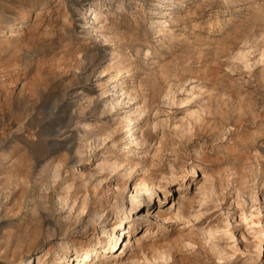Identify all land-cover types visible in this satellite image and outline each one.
I'll return each mask as SVG.
<instances>
[{
	"label": "rangeland",
	"instance_id": "obj_1",
	"mask_svg": "<svg viewBox=\"0 0 264 264\" xmlns=\"http://www.w3.org/2000/svg\"><path fill=\"white\" fill-rule=\"evenodd\" d=\"M97 241L87 264H264V0H0V264Z\"/></svg>",
	"mask_w": 264,
	"mask_h": 264
},
{
	"label": "bare ground",
	"instance_id": "obj_2",
	"mask_svg": "<svg viewBox=\"0 0 264 264\" xmlns=\"http://www.w3.org/2000/svg\"><path fill=\"white\" fill-rule=\"evenodd\" d=\"M93 13H95V10L93 11ZM91 13L90 14V17L91 15L93 14ZM96 18V17H95ZM91 19V18H90ZM120 90L119 88L117 89V91ZM121 95V94H120ZM117 101V100H116ZM117 103H111V106H115ZM124 117V116H123ZM129 117H126V119H128ZM138 120H134L130 123L131 127L129 128V131H128V138L130 139L129 142H132V143H136L137 141V138L135 137V131H136V126L138 125L137 124ZM84 160V158L82 159ZM81 164H84V161L81 163ZM154 190V186L151 185V184H144L140 190H135V194L131 195L127 202L130 206V208L134 209L135 207L138 206V204L141 202V199H145V198H148L147 196L145 197L144 195H142L141 193H148V192H152ZM143 191V192H142ZM124 205V204H122ZM121 205V206H122ZM127 205V204H126ZM103 216V213L100 214L99 217H102ZM137 218H151L152 215L151 213H149L148 211L146 212H142V213H139L137 214L136 216ZM135 223L136 221H132V222H129V226H128V232L131 233V231L134 230L135 228ZM119 225H114V226H111L109 229L106 230L108 236L110 237V247H112V249L117 252V250L119 249V247H117V244H119V241H120V236H119V233H118V227ZM128 243L132 244V245H136L137 244V239L133 238L132 236L131 237H128L127 240H126ZM100 241H97V242H94L92 244H90L89 246V250L86 254L84 255H80L79 254V248L77 247H74L73 248V253L74 255L76 254V259L73 260V262L71 264H87L86 262H84L85 258H91V257H94L95 254H97V251L99 249H102V251H104V249L106 248L105 245H99ZM120 246V245H119ZM69 248V247H68ZM117 248V249H116ZM116 249V250H115ZM109 253V251H107ZM72 253L71 254H66V253H61L59 255V257L63 260H66V259H70L71 258ZM92 259V258H91Z\"/></svg>",
	"mask_w": 264,
	"mask_h": 264
}]
</instances>
